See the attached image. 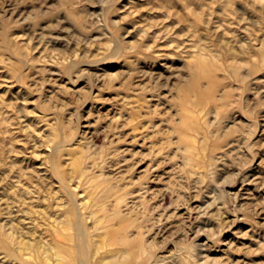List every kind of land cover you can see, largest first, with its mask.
<instances>
[{"label": "rangeland", "instance_id": "obj_1", "mask_svg": "<svg viewBox=\"0 0 264 264\" xmlns=\"http://www.w3.org/2000/svg\"><path fill=\"white\" fill-rule=\"evenodd\" d=\"M81 256L264 264V0H0V264Z\"/></svg>", "mask_w": 264, "mask_h": 264}, {"label": "bare ground", "instance_id": "obj_2", "mask_svg": "<svg viewBox=\"0 0 264 264\" xmlns=\"http://www.w3.org/2000/svg\"><path fill=\"white\" fill-rule=\"evenodd\" d=\"M77 232H78V235L82 238L85 237L86 235L84 227L81 226L80 224H77ZM78 264H86V261L83 259V256H81V260L80 262L78 261ZM111 264H114V263H111Z\"/></svg>", "mask_w": 264, "mask_h": 264}]
</instances>
